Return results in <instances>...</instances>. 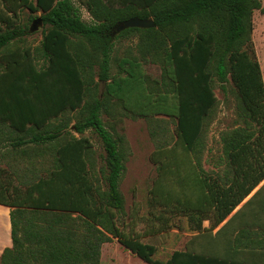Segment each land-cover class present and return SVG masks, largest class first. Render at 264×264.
Segmentation results:
<instances>
[{"label":"trees","instance_id":"16d2710c","mask_svg":"<svg viewBox=\"0 0 264 264\" xmlns=\"http://www.w3.org/2000/svg\"><path fill=\"white\" fill-rule=\"evenodd\" d=\"M24 9L39 12L46 26L40 45L8 49L27 32L17 24ZM256 9L264 12L260 0H0V131L27 136L14 146H53L45 175L22 185L0 181L11 225L0 264H100L102 245L113 239L147 264H263L189 246L160 260L153 258L156 247L141 240L168 232L179 215L187 216L190 231H201L210 212L217 225L264 179V80L250 37ZM132 17L151 18L154 27L113 36L117 22ZM130 34L139 35L138 55L114 58L116 42ZM143 63L159 65V78L147 75ZM228 76L238 124L220 134L218 162L232 174L221 185L205 182L200 174L208 172L197 167L207 162L213 78L225 89ZM103 112L148 124L156 172L142 233L134 230L136 212L123 221L119 185L128 144L117 130L120 120L109 126ZM88 130L103 147L98 169ZM203 185L206 196L198 194Z\"/></svg>","mask_w":264,"mask_h":264},{"label":"rangeland","instance_id":"374dc122","mask_svg":"<svg viewBox=\"0 0 264 264\" xmlns=\"http://www.w3.org/2000/svg\"><path fill=\"white\" fill-rule=\"evenodd\" d=\"M264 7V0H260ZM82 18L90 20L89 13L84 7H80ZM40 13H30L26 9L19 13L17 24L20 27H26V34L23 39L14 41L8 49L16 46L29 47L33 50L40 45L42 39V29L46 26H35ZM251 42L253 53L259 62L262 77L264 80V12L256 9L252 12V31ZM139 42L138 34H130L120 37L115 44L113 57L138 55L137 44ZM37 55V54H36ZM38 64L42 63L39 58ZM116 62H112V70H115ZM2 66L0 64V71ZM144 72L152 78H159L161 74L160 66L152 63H143ZM213 91L216 97V105L212 109L205 127V136L207 140L208 152H205L207 163H222L219 161L221 153L220 134L222 131L235 127L237 123L236 115V98L233 85L228 76L227 82L222 88V83L213 78ZM102 118L110 126L112 121H119L117 130L122 131L128 144L129 154L125 162V171L120 181V191L124 197L125 216L123 221H130L129 214L136 212L134 218V230L142 233L146 226L149 227L145 220L140 216L148 214V192L155 176V166L150 161V154L154 149V144L150 138L148 124L143 118H130L116 115L112 117L105 112ZM157 119H163L165 125L173 127L171 119L158 116ZM69 129L75 136H79L73 130V122L70 123ZM7 130L0 131V181L9 182L14 185H22L24 181H31L39 176L45 175L52 166L53 146L50 144L35 145L27 143L20 146H14L13 142L18 138L27 139V136L21 133L10 132ZM93 144L95 167L98 169L101 165L100 158L104 155L101 141L96 134L88 130L84 133ZM252 208L263 206L264 200L261 195L253 199ZM172 222H175L173 219ZM175 224V223H174ZM171 229V228H170ZM161 232L141 237L143 242L152 244L156 247L153 258L165 260L174 249L180 248L177 244L180 235L175 231ZM128 231V227H125ZM185 230H188L185 227ZM100 264H147L136 255L125 249L116 239L104 243L101 247Z\"/></svg>","mask_w":264,"mask_h":264},{"label":"crops","instance_id":"0c3cea01","mask_svg":"<svg viewBox=\"0 0 264 264\" xmlns=\"http://www.w3.org/2000/svg\"><path fill=\"white\" fill-rule=\"evenodd\" d=\"M197 168L208 172L200 174L207 183L215 181L227 185L231 181L232 174L227 172L229 165L226 163L204 162ZM202 189L198 194L206 196L208 188L203 185ZM259 195L264 200V179L217 225H214L215 216L210 212L201 221V231L189 230L187 216L174 217L175 225H172L170 230L180 235L177 242L180 248L177 250L189 246L195 251L230 252L239 258L264 264V203L258 209L251 207L253 199ZM185 227L188 230H185ZM10 231V208L0 205V254L4 248L11 246Z\"/></svg>","mask_w":264,"mask_h":264},{"label":"water","instance_id":"95a60500","mask_svg":"<svg viewBox=\"0 0 264 264\" xmlns=\"http://www.w3.org/2000/svg\"><path fill=\"white\" fill-rule=\"evenodd\" d=\"M39 25L42 26V20L39 17L37 21L35 22V26ZM149 28V27H154L153 20L151 18L148 19H141L138 17H132L123 21L117 22V24L114 26V32L113 36L116 35L117 33L127 29V28Z\"/></svg>","mask_w":264,"mask_h":264}]
</instances>
